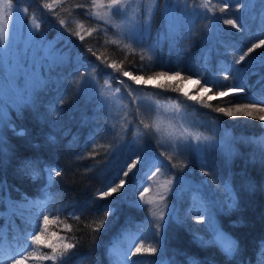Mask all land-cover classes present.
<instances>
[{"label": "trees", "instance_id": "1", "mask_svg": "<svg viewBox=\"0 0 264 264\" xmlns=\"http://www.w3.org/2000/svg\"><path fill=\"white\" fill-rule=\"evenodd\" d=\"M257 1L255 9H264V0ZM10 2L26 9L25 20L32 17L37 21V39L43 34L58 52L67 53L68 60L53 69L46 83L40 74L31 104H7L5 124L0 128L7 149L6 155H0V183L6 184V201L13 203L15 211L10 214L7 202L0 203V212L4 213L0 216V259H13L18 251L51 256L54 252L47 244L72 242L77 247L65 249L57 260L33 256L32 264H113L109 255L113 243H119L126 231L138 229L149 214L146 205L136 204L146 161L142 159L118 192L104 199L98 198L99 193L118 183L124 164L137 155L168 163L167 154L159 151L151 110L136 101V97L150 95L159 102L179 105L182 122L210 139L214 146L201 151L204 168L210 175L228 180L237 200L232 210L212 203L219 228L239 243L235 257L229 259L214 244L201 246L196 238L207 241L205 236L170 211L161 224L165 261L189 264V258H195L200 264H258L264 241V148L260 144L264 126L256 118L260 113L229 117L215 108L234 109L237 104L249 103V96L264 85V81L258 83L257 75L249 74L250 70L264 73V68L258 67L264 46L234 64L252 44L264 39V19H251L252 9H247L248 20L242 22L237 16L236 0L228 5L234 8L231 14H221L217 9L214 2L223 0H190L175 5L169 26L167 0H156L148 37L131 40L91 16L92 0ZM228 17L241 27L225 24L222 18ZM60 20L65 24L61 25ZM74 58L80 61L74 62ZM112 63L117 68L108 67ZM237 68L243 71L237 73ZM124 71L143 76L144 80L156 78L158 72L180 71L182 75L142 86L124 77ZM186 76L200 80L199 84L194 82L187 95L181 93ZM205 83L211 91L200 94ZM239 83L250 86L246 93L217 95ZM112 91L118 93V107L110 96ZM193 96L197 99H190ZM21 130L25 134L16 135ZM117 147L119 156L108 165L107 153ZM26 160L43 161L62 175L54 177L49 185L41 164L33 179L20 171ZM164 178L178 180L171 168ZM37 201L50 210L41 245L31 243L36 225L42 226V216L34 203ZM97 227L98 233L94 231Z\"/></svg>", "mask_w": 264, "mask_h": 264}, {"label": "rangeland", "instance_id": "2", "mask_svg": "<svg viewBox=\"0 0 264 264\" xmlns=\"http://www.w3.org/2000/svg\"><path fill=\"white\" fill-rule=\"evenodd\" d=\"M187 1L190 0H179V3L185 4ZM257 2V0H253V3L250 5L249 0L242 1L245 6L240 7L237 13L239 18L241 16L242 22L248 20L246 15L247 9H252L249 14L251 19L263 21L264 15H262V12H264V9H255ZM0 3L7 2L6 0H0ZM214 3L221 14L224 12L231 14L232 9H234L233 6H228L226 8L227 12L225 9L221 11L223 3ZM155 5L156 0H125V3L120 6L123 13H126L125 15L121 13L114 14V8L110 5L109 0H92L91 16L105 24L113 26L120 37L124 35L131 40H140L147 38L149 35L151 17ZM175 5L176 0H167V7L172 9V17H170L169 12L166 10L169 26L173 22ZM17 7L22 10L24 9L18 5H12L11 9L5 8V12L10 11L12 15L6 16L4 21H0V27H3L9 33L10 37L12 22L16 15L15 9ZM228 18L232 19L230 17ZM222 20L224 21L226 19L222 18ZM37 26L38 23L34 18L30 17L25 20V12L21 15L17 11V22L12 34L11 44L7 51L0 49V66L2 68L0 70V101L4 100L6 107L7 104L13 107H16L18 104L16 102L15 91L11 89V84L13 82L20 86L24 84L23 78L19 76L22 62L26 59L36 60L37 42L33 40V36L29 32V27L35 33ZM2 42L0 41V43ZM54 59L59 62L61 58L56 57ZM67 60L68 58L61 62V64L67 62ZM73 61L79 62L80 60L74 58ZM126 78L131 79V77ZM165 80L172 79L168 77H156L142 80L139 83L134 81V83L142 86H152ZM39 81L40 72L36 71L30 77V87L37 89L40 85ZM195 81V79L184 80V84L181 86V93H188L192 89ZM106 90L108 91V89ZM109 91H111V88H109ZM199 92L200 94H206L204 89H201ZM112 93L113 95L110 96H112L114 102L119 101L118 93L116 91H112ZM136 101L142 104L147 110H151V121L155 135L158 136L159 151L162 154H167L166 160L168 163H162L161 160L154 158H149L146 161L145 174L149 170H154L156 166L161 168L159 173H156L150 178L146 177V175L144 176V183L141 185V189L148 187L149 191L145 193L143 198L140 195L137 197L138 203L136 204L138 206L146 205L149 209V214L142 220L138 229L133 228L126 231L119 243H113L111 250H109V255L113 264H163L165 258L161 253V224L164 222L166 214L173 211L174 215L185 222L188 227L193 228L205 236L206 240H212L214 239V232L212 226L208 223L207 216H205L203 223L198 222L199 217L204 213L206 208H212L213 201L228 210V204L231 203V200L225 185L227 184L232 192L233 189L228 180H220L208 173L204 168L201 151H197L194 148L185 150L183 147L189 143L192 145L208 143L210 139L201 137L186 126L187 124L185 125L182 122V110L179 105L176 104L175 107V103L172 102H159L150 95L136 97ZM118 105L119 102L116 103L115 107H118ZM6 107L5 115L7 114ZM261 124L264 125V122L261 121ZM196 136H200L201 140L197 141L195 139ZM141 157L143 159V156ZM192 157L193 159H191ZM170 168L177 174L178 180L176 182L175 180L164 178L165 171ZM205 172H207V175L204 174ZM162 196L164 199H161ZM40 205L44 204L40 203ZM36 211L40 214L41 212L47 215L50 214V210L45 206L43 208L36 206ZM161 213L162 219L160 218ZM215 225L219 228L216 221ZM141 242L145 248L150 246L157 248V252L136 253L135 247ZM214 245L220 248L219 245ZM21 255L28 254L25 251H18L13 259H17ZM13 259L6 260V262L0 259V264H11ZM24 264H32V259H28Z\"/></svg>", "mask_w": 264, "mask_h": 264}, {"label": "snow or ice", "instance_id": "3", "mask_svg": "<svg viewBox=\"0 0 264 264\" xmlns=\"http://www.w3.org/2000/svg\"><path fill=\"white\" fill-rule=\"evenodd\" d=\"M109 3L114 8V14L121 13V14L126 15V13H123V10L120 7L122 4L125 3V0H109ZM229 3H230V0H223V7L221 8V11L226 9ZM252 3H253V0H249V4L251 5ZM261 4L262 6H264V3H261ZM186 6L187 5H185V7ZM244 6L245 5L241 2V0H236L235 2L236 8H240ZM176 7H179V0H176ZM5 8L7 9L12 8V4L10 0L8 3H0V21H4L6 16L12 15L10 11L5 12ZM165 8L169 12L170 17H172V9L168 8L167 5H165ZM17 11H19V13L22 15L23 12H26V9L22 10L19 7L15 9L16 15H15V19L12 22L11 37L9 36V33L6 32L3 27H0V41H3L2 43H0V49H3L4 51H7L11 44L12 34H13V31L15 29L16 22H17ZM262 15H264V12H262ZM59 23L61 25H64L65 21L60 20ZM224 23L228 25H232L233 27L237 29L241 27L239 24H237L236 20H233V19H227L224 21ZM170 24H171V19H170ZM29 32L32 34L33 40L37 42L36 43V48H37L36 60L26 59L22 62V66L20 69V75H19L24 80V84L22 86L16 84L15 82L11 84V89L15 91L16 98H17L16 102L18 104H31L32 102L33 93L35 91V88L30 87L29 81L33 73H35L36 71H39L42 78L44 79V83H46L47 81L45 78L53 71L54 68L57 67L59 63L67 59V53L58 52V50L55 48L52 42L44 40L43 34H40L39 38L37 39V35L36 33L32 31L31 27H29ZM76 35H79V33H76ZM79 38L80 40L84 39L83 36H80ZM262 46H264V39H260L259 43L252 44V46L249 47L246 52L239 55L238 59L234 61V64L236 65L240 64L242 61L245 60V56H247L248 54L252 53L255 49L260 48ZM88 51H91V49H89ZM56 57L61 58L59 62H57L54 59ZM253 60L255 61V58H253ZM108 67L115 69L117 68V65L115 63H112L111 65H108ZM258 67L264 68V54H262L261 57L259 58ZM235 71L239 73L243 71V69L237 68L235 69ZM249 74L257 75L259 77L258 83L261 81H264V73H261L255 70H250ZM181 75L182 74L180 71H176L174 73H168V72L156 73L157 77H168L169 79H175L177 77H181ZM123 76L131 77V79L137 83L144 80L143 76H134L128 71H124ZM184 78L188 80L192 79L191 76H186ZM149 79H152V77H149ZM224 79L228 80V77L226 76L224 77ZM145 83H147V81H145ZM195 83L199 84L200 80H196ZM249 87H250L249 85L244 84V83L230 85V86H227L225 90L218 91L217 95L220 97H227L230 93L244 94L248 91ZM176 90L180 91V89H176ZM117 91H119V89H117ZM204 91H211L207 83H205L204 85ZM185 95H187V93H185ZM190 99L195 100L197 99V97L193 96V97H190ZM209 99H211V97H209ZM248 99L250 101L249 103L237 104L234 109L218 107V108H215V111L219 113H224L229 117H232V116L252 117L254 116L255 113H260V115H258L256 118L264 122V85H262L258 93L254 92L251 96H249ZM201 102L203 103V101ZM5 107L6 105L4 103V100L0 101V128H2L5 124ZM9 126L13 127V130L15 131L13 125L9 124ZM24 134L25 133L22 130L19 132H16V135L18 136H23ZM195 139L197 141H200L201 137L196 136ZM260 144L262 148H264V140H261ZM213 146L214 144L212 142H208L204 144L198 143L196 145H192L191 143H189L187 145H184L183 147L185 148V150L194 148L197 151H202V150L211 148ZM119 153H120V149L118 147L113 148L109 153H107L108 158L106 160V163L108 165H111L118 158ZM6 154H7L6 141H5L4 136L0 135V155H6ZM141 159L142 157L140 155H137L130 162L125 163L123 166V170L120 173V178L118 180V183L114 182V186H110L107 190L100 192L98 198L99 199L107 198L111 194L116 193L121 188H123L128 183V179L126 178H128L130 173L133 172V169H135L137 165L140 164ZM143 159L147 161L148 156L145 155ZM41 164H43L44 166L40 170L47 173L49 185L52 183L54 177H60L62 175V172L60 170H54L50 168L47 164H44L43 161H35V160L24 161L20 171L25 172L26 174H31L33 179H35L37 175V170L39 168V165ZM160 171H161V168L159 166H156L154 170H149V172H147L145 175L146 177L150 178L151 176H154L156 173H159ZM204 174L207 175V172H205ZM169 183H171V181H169ZM225 188L228 191L229 198L231 200V203L228 204V210H232L236 207L237 200H236L235 194L232 192L231 188L227 184L225 185ZM148 191H149L148 187H143L139 192L140 197L143 198L145 193H147ZM5 194H6V184L0 183V203L7 202L9 206V213L11 214L12 212L15 211V207L13 206V203L10 200L6 201ZM161 199H164V197L162 196ZM34 203L41 208L44 207V205H40L38 201ZM136 203H138V201ZM220 210L223 211V208H221ZM3 215L4 213L0 212V216H3ZM40 215L42 216V226H40V224L38 223L37 226L35 227L34 232L31 235V243L35 245H41V242H42L41 238L45 236L47 229H48L49 221H50L49 215L44 214L43 212H41ZM205 216H207L209 225L212 226V229L214 232V239L205 241L202 237H197L196 239L199 241L201 246L207 247L209 245L216 244L220 246L222 251L225 253V255L229 259H232L233 257H235L240 251L238 241L227 236L218 227H216L214 216H213V209L211 207L205 209L204 213L200 215L198 222L203 223L205 220ZM160 218L161 219L163 218L162 213L160 214ZM172 219H175V217L173 216ZM176 222L180 223L179 220H177ZM157 226L159 227V225ZM70 227L71 226H69V228ZM100 227H103V221H101ZM94 231L98 233L99 227L94 229ZM72 239H75V237H73ZM46 246L53 249V252H54L53 255L51 256L44 255L41 257V256H35V253L33 252H29L28 255H21L19 258L13 259L11 264H24L25 261L32 258L33 256H35V258L38 260L39 259H43V260L51 259L55 261L57 260L58 256L62 257L64 255L65 249L71 250L77 247L76 243H72V242L61 243L59 246L56 243H49ZM135 252L136 253H141V252L156 253L157 248L151 247V246L148 248H145L143 243L141 242L138 246L135 247ZM163 264H168V261H164ZM189 264H200V262L197 261L195 258H189ZM258 264H264V241H262L260 245V259L258 261Z\"/></svg>", "mask_w": 264, "mask_h": 264}]
</instances>
